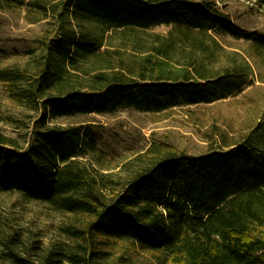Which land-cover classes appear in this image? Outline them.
I'll use <instances>...</instances> for the list:
<instances>
[{
  "label": "trees",
  "instance_id": "trees-1",
  "mask_svg": "<svg viewBox=\"0 0 264 264\" xmlns=\"http://www.w3.org/2000/svg\"><path fill=\"white\" fill-rule=\"evenodd\" d=\"M161 24L182 36L158 37L151 45L158 55L146 53L136 75L121 58L113 65L103 47L109 31ZM211 30L264 51V33L238 25L211 0L52 4L36 69L0 70L13 95L41 109L23 150L0 130V191L49 203L69 218L46 246L8 238L0 264H264V145L255 134L198 154L153 142L115 176L81 159L100 155L90 124L54 122L118 109L160 112L240 91L251 67L231 51L226 65H209L221 50ZM177 38L192 48L187 66L174 69Z\"/></svg>",
  "mask_w": 264,
  "mask_h": 264
},
{
  "label": "rangeland",
  "instance_id": "rangeland-1",
  "mask_svg": "<svg viewBox=\"0 0 264 264\" xmlns=\"http://www.w3.org/2000/svg\"><path fill=\"white\" fill-rule=\"evenodd\" d=\"M59 1H0V70L24 68L33 72L36 69L34 56L41 53L39 39L51 17L52 4ZM211 1L228 12L238 25L264 33V6L255 0ZM171 32L182 36L181 29L163 24L147 29L111 30L106 34L103 47L114 59L113 65L117 66L115 59L121 58L136 75L146 53L158 55L151 48L153 42ZM210 33L221 50L214 53L209 65L215 68L226 65L225 51L242 55L251 67L250 82L246 86L212 102L175 105L160 112L130 108L58 118L54 122L88 123L97 133L100 155L95 159L94 156L81 159L116 176L122 173L127 160L146 150L153 142L166 143L177 151L192 154L223 147L248 134H255L253 136L264 145V123L257 127V123L264 119V51L251 41L221 35L213 30ZM176 40L169 59L170 67L174 69L187 66L186 52L192 48L187 39ZM99 63L98 66H103ZM94 72L93 63L88 75L80 74L90 76ZM40 115V108L13 95L0 79V130L13 138L22 150L27 146L28 134ZM68 218L49 203L29 200L19 192L0 191V249H5L7 239L13 236L27 246H46L48 240L57 235V227Z\"/></svg>",
  "mask_w": 264,
  "mask_h": 264
}]
</instances>
